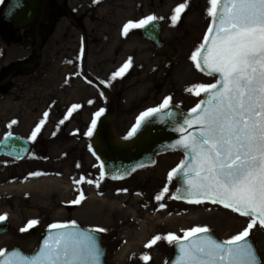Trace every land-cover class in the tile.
Wrapping results in <instances>:
<instances>
[{
    "label": "rangeland",
    "instance_id": "rangeland-1",
    "mask_svg": "<svg viewBox=\"0 0 264 264\" xmlns=\"http://www.w3.org/2000/svg\"><path fill=\"white\" fill-rule=\"evenodd\" d=\"M7 1L0 3V32L7 26L2 19ZM43 5V59L34 72L22 78L25 84L22 90L0 95V134L20 133L33 143V154L23 161L0 158V184L27 185L0 187V216H5L10 225L6 233L0 234L2 252L13 247L26 252L36 249L37 236L21 231L30 221H37L34 226L39 229L53 224H86L82 213L87 209L93 210L97 224H101L103 215L109 214L111 217L107 220L113 225L122 217L128 218L137 206L139 210L135 213L142 212V198L159 195L165 187L168 192L163 194L161 202H169L176 209L184 207L171 198L175 184L168 179L182 159L180 154L162 155L155 167L141 170L127 181L114 183L101 176L100 164L88 147L87 133L95 114L101 110L117 112L114 129L122 136L130 132L142 113L161 106L166 98L184 110L195 107L201 97L200 86L215 82L214 77L204 75L191 59L210 25L209 0H66L61 6L54 0H43ZM181 5L184 8L173 24L171 16ZM67 12L75 20L76 16L83 19L86 40L81 41L76 27L66 17ZM148 16L156 17L162 26L161 39L165 46L159 51L140 37V28L123 33L125 24L137 23ZM29 32L26 29L20 34L29 37ZM26 42L28 45L29 41ZM172 48L176 52L170 56ZM19 50V43L12 46V55L27 54L22 51L19 54ZM81 52L86 57L87 73L91 77L102 76L107 82L97 77L95 82L82 76L76 79ZM129 62L125 72L113 79V74ZM190 88L194 92H189ZM37 127L40 131L33 139L31 134ZM39 180L45 182L35 183ZM89 181L91 187L84 186ZM79 182L84 186L80 201L84 204L77 208L73 201L77 199ZM126 188L129 189L127 197L114 195ZM134 189L142 194L139 200L131 195ZM188 207L191 225L184 217L162 218L157 221L160 230H169L165 228L167 224L181 227L184 233L193 228H206L221 241H227L243 232L250 222L249 216H241L218 204L201 202ZM138 218L130 220L129 225L132 224L130 231L140 238L154 224L148 220L140 222ZM126 231L123 226L119 236H126ZM248 237L252 239L260 264H264V229L258 222L249 230ZM163 238L162 235L151 253L133 251L138 246L135 245L124 255L122 249L126 244L120 240L115 244L107 242L110 252L114 246L117 249V253L113 251L106 256L107 264H165L171 257L172 243ZM145 252L151 256L146 262L137 258V253L140 256Z\"/></svg>",
    "mask_w": 264,
    "mask_h": 264
},
{
    "label": "snow or ice",
    "instance_id": "snow-or-ice-1",
    "mask_svg": "<svg viewBox=\"0 0 264 264\" xmlns=\"http://www.w3.org/2000/svg\"><path fill=\"white\" fill-rule=\"evenodd\" d=\"M209 3L211 9L207 14L213 18V28L209 33L215 31L216 35L206 36L205 44L209 39L211 43L207 47V55L201 59L203 67L210 69L211 73H219L221 79L217 84L200 86L208 94V99L204 107L197 104L186 120L188 127L193 124L199 127L198 135L189 133L173 145V148H183L188 152L190 159L185 162L188 171H183L184 165L175 171L193 177L187 181V202H219L241 216H249L250 222L243 232L223 243H217L206 235L197 237V234L207 233L206 228L185 232L187 243H182L172 234L164 239L180 245L179 264H258L251 246L245 241L257 222L264 227V0H209ZM19 6V0H14L13 8ZM183 8L181 5L174 10L175 14L171 16L173 24ZM156 19L148 16L137 23L125 24L123 33L126 35L130 29L143 28ZM198 55L199 52L191 59L197 61ZM129 64L123 65L112 78L121 76ZM200 66L197 63V67ZM188 91L194 92V89ZM168 104L169 98H166L160 107L142 113L126 138L135 134L148 117L166 109ZM101 114L102 110L95 117ZM96 122L94 118L88 129L89 136ZM176 130L184 132V128ZM39 131V127L33 131V139ZM103 174L102 171L101 176ZM168 179H173V173H169ZM167 192L165 187L155 199L161 200ZM82 198L83 193L73 203L79 204ZM171 198L180 197L174 195ZM5 219V216H0V221ZM36 223L35 220L30 221L28 227L21 231H27ZM70 227L75 225H51L55 230ZM92 231L105 230L96 228ZM160 239V236L154 237L146 247ZM3 255L4 252L0 251V256ZM97 256L98 249L90 235L58 231L57 235L45 241L40 255L28 264H96ZM142 259L146 262L149 258L144 256ZM5 264H11V261Z\"/></svg>",
    "mask_w": 264,
    "mask_h": 264
},
{
    "label": "water",
    "instance_id": "water-1",
    "mask_svg": "<svg viewBox=\"0 0 264 264\" xmlns=\"http://www.w3.org/2000/svg\"><path fill=\"white\" fill-rule=\"evenodd\" d=\"M54 1L61 6L66 0ZM13 4L14 0H8L5 4L2 10L3 21L9 24L13 29L31 28L33 50L35 53H38L40 48L39 27L45 16L43 0H19L20 6L15 8H13ZM68 19L70 21L72 19L69 14ZM210 28H213V18H211L209 29ZM209 29L206 33L207 37L216 35L215 31L209 33ZM161 32L162 27L160 23L154 20L149 25L140 28L139 34L142 39L150 42L155 50L159 51L164 48V43L161 41ZM205 38L202 43L205 47L199 48L197 51V53L199 52V55L195 62L196 64L200 63L201 66L199 69L203 74L215 77L216 82L214 84H217V81L221 79L220 74L211 73L210 69L203 67L201 57L207 55V47L210 46L211 43L209 39V42L206 45ZM175 52L176 50L172 49L170 50L169 55L173 56ZM17 66L19 68L24 67V73L26 74H28L32 68V64H19ZM218 89L219 85H217V90ZM200 96L198 104H200L201 107H204L205 101L208 99V94L202 91ZM192 109L184 110L178 105L169 103L166 109L148 117L142 122L138 130L130 138H126L129 133L119 136L115 132L114 125L117 119L116 111H102V114L98 118L95 117L97 121L96 127L93 130L92 135L88 137V147L90 152L99 162L104 177L110 181H122L128 179L136 171L153 166L160 155L167 153H180L182 155V161L175 170L179 169L181 165H184L183 171L187 172L188 168L185 162L190 159L188 152L183 148H173V145L189 133L198 135L199 127L195 124H193L192 127H188L186 123V120L189 118L188 114ZM135 126L136 123L133 128ZM179 128H184V132H178L176 129ZM28 150V143L15 135H8L0 142V156H6L20 161L25 158ZM175 170L173 171L172 179L175 183V190L172 196L175 195L180 197L175 199L177 201L187 202V181L191 180L193 177L191 174L183 176ZM202 202L223 206L219 202H212L210 200H203ZM228 209L231 210V208ZM9 227L10 225L6 220L0 221V234L6 233L9 230ZM58 231L78 232L93 237V241L98 249L96 264H107L106 249L101 236L78 225H75L74 228L70 227L60 230L51 228L41 230L34 226L29 227L28 235H36L38 237L37 249L29 253L18 247H13L5 251L3 256H0V264H5V262L8 261H11V264H21V262H23V264H28V261L40 255V250L44 247L45 241L50 237L57 235ZM200 235H206L217 243H223V241H220L211 231H207V233L204 234H197V237ZM180 241L182 243H187V240L185 239ZM245 242L251 246L256 260L258 261V264H260L259 256L251 238L247 237ZM180 256V245L174 243L172 256L166 264H179Z\"/></svg>",
    "mask_w": 264,
    "mask_h": 264
},
{
    "label": "flooded vegetation",
    "instance_id": "flooded-vegetation-1",
    "mask_svg": "<svg viewBox=\"0 0 264 264\" xmlns=\"http://www.w3.org/2000/svg\"><path fill=\"white\" fill-rule=\"evenodd\" d=\"M68 16V14H66ZM82 20L79 16H76V20L74 17H72L71 22L75 27H76V32L78 33V36H81V41L86 40V37L84 35V29L82 27ZM26 29H29V37L20 34L21 31H24ZM0 95H6L9 94V92L15 91V90H22L23 87L25 86L24 82H22V78L27 77L28 75H30L32 72H34V70H36V68L38 67L39 61L41 62V60L43 59V47H44V42H45V37H44V32H43V24H40V28H39V37H40V48L38 53H35L33 50V39H32V35H31V28H25V29H13L9 24H7V26L1 30L0 32ZM84 37V38H82ZM26 40L29 41L28 45ZM17 43L20 44V50H19V54H21V51L23 53H27L22 57H16L12 55V51H11V47L15 46ZM24 48V49H23ZM27 50V51H26ZM11 56H13V59H10ZM85 58L86 57H82V52L78 54V68H76V79L78 77H83L88 81L91 82H95L94 78H96L97 80L99 79L100 81L103 82H107L105 81L102 76H96V77H91L85 68ZM19 64H32V68L31 71L26 74L24 73L25 68H19L17 65ZM110 79V78H109ZM99 81V82H100ZM101 83V82H100ZM8 135H15L20 137L22 140H24L26 143H28L29 145V150L27 152L26 157L23 159L25 160L26 158H28L29 156H31L33 154V143L32 141L28 140V138L20 133H15V132H9V133H5L3 135L0 134V142ZM0 158H6L9 160H13L16 162H20L17 161L13 158H8L5 156H0ZM157 165V161L156 163L152 166V167H146L143 168L141 170H146V169H151L153 167H155ZM178 165V164H177ZM138 170L137 172L141 171ZM137 172H135L134 174H136ZM134 174H132V176H134ZM131 176V177H132ZM130 177V178H131ZM130 178L123 180V181H127ZM113 182V181H111ZM122 182V181H119ZM114 183H118V182H114ZM174 183V182H173ZM175 184V183H174ZM84 186H88L91 187V183H86L84 184ZM82 183H78L77 185V199L80 198V194L82 193V188L84 187ZM114 195H120L122 197H127L129 195V189H125L118 191V193L114 194ZM131 195L133 196H137L138 200L140 198V196L142 195L139 191L137 190H133V193H131ZM101 196H105L103 194H101ZM157 195L153 194V195H148L147 198H142L143 199V205H141V211L139 214L135 213L139 210L138 206L137 208L133 209L132 211H130V216L126 219H124L122 217V219L116 221L115 224H111L110 221L107 220L108 217H111V215L109 214H105L102 216L103 219H100V223L101 224H97L98 220L95 219L94 217V213L93 210H87L85 209L84 212L82 213L85 222L83 221V223L86 224H81L80 222H76V225H79L80 227H83L85 229H88L90 231H92V229H96V228H100V229H104L105 231L102 232H96L98 233L103 240V243L105 245L106 248V256H109L110 254L113 253L114 254L117 253V249L114 246V249H111V252L107 246V242L108 243H113L115 244L117 240H120L121 243L127 244L131 239L133 240V233L130 231V225L129 222L130 220H133L135 217L140 216V218H138V221L140 222H144L147 223L146 220L148 221H152L153 222V226L150 225V230H152L156 236H160L162 238V235L164 237L168 236L169 234L175 235L179 240L180 239H184V237H180L181 235L184 234V231L181 227L177 226H173L170 227L168 224L167 226H165L166 229L170 228L169 230L166 231H161L159 226H158V222L160 221V219H170V218H174V217H184L185 219H189L188 223L189 225H191V209L188 207V205H190L191 203H185V202H178L176 200H174L176 203H180L183 204L184 207L179 206V208H174L169 202L166 203H162L161 200H156L155 197ZM171 197H172V193H171ZM101 199V198H100ZM84 203H79L76 204L75 207L79 208L83 205ZM138 209V210H137ZM138 215V216H137ZM120 218V217H119ZM82 220V219H81ZM88 222V223H87ZM107 222V224H106ZM121 224V228L120 227H114L117 224ZM123 226H125V229H127L126 231V236L120 237L118 232H121ZM46 229V228H44ZM191 229H189L190 231ZM149 231V230H148ZM147 231V232H148ZM155 236V237H156ZM37 239V238H36ZM164 239V238H163ZM166 240V239H165ZM167 241V240H166ZM160 240L157 241L155 243V247L159 244ZM173 243L172 242V249H173ZM155 250V248H154ZM148 254L147 252L144 253V255Z\"/></svg>",
    "mask_w": 264,
    "mask_h": 264
},
{
    "label": "bare ground",
    "instance_id": "bare-ground-1",
    "mask_svg": "<svg viewBox=\"0 0 264 264\" xmlns=\"http://www.w3.org/2000/svg\"><path fill=\"white\" fill-rule=\"evenodd\" d=\"M44 182H45L44 180L43 181H40V180L39 181H35V183H42V184ZM17 185H19L18 187H26L27 186V185H21V184H18V183L17 184H11V183L4 182V183L0 184V187L3 186L4 188H7V187L11 188V187H15ZM120 226H121V224L118 223L114 227H120ZM130 227H132V224L130 225ZM155 236H156V234L152 230H150V228H149L148 232H146L144 230L143 233H142V236L140 238H137L136 235L133 233V240L131 239L126 244V246L122 249V254L124 255L127 252V250L131 251L132 247L135 246V245H138V246L135 247L136 249L133 250V251H144V250H146V251H148V253L149 252L150 253L153 252L154 248H155V244L152 245L151 247H146V245H148ZM137 239H140V240H137ZM144 256H147L148 258L151 257L150 254L144 255L143 253H141L140 256H139V254L137 253V258H142ZM149 259H151V258H149Z\"/></svg>",
    "mask_w": 264,
    "mask_h": 264
}]
</instances>
